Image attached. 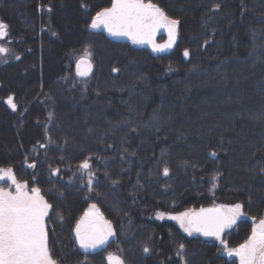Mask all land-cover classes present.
Wrapping results in <instances>:
<instances>
[{"label":"trees","instance_id":"1","mask_svg":"<svg viewBox=\"0 0 264 264\" xmlns=\"http://www.w3.org/2000/svg\"><path fill=\"white\" fill-rule=\"evenodd\" d=\"M152 2L179 21L164 52L91 30L111 0H0L10 50L0 61V167L52 206L58 264H109L108 253L125 264H238L215 238L156 212L241 203L229 247L264 216V0ZM85 49L93 71L79 77ZM90 203L115 232L92 251L74 234Z\"/></svg>","mask_w":264,"mask_h":264},{"label":"snow or ice","instance_id":"2","mask_svg":"<svg viewBox=\"0 0 264 264\" xmlns=\"http://www.w3.org/2000/svg\"><path fill=\"white\" fill-rule=\"evenodd\" d=\"M178 24V20L169 18L152 0H111L110 7L96 12L90 27L103 28L113 36L129 37L133 43L152 44L154 51H160L172 47ZM161 28L166 29L169 40L158 45L153 38ZM7 35L8 26L0 21V39ZM9 51V48L0 46V55H7ZM88 56L90 53L85 49V57ZM183 56H189L188 50L183 52ZM85 57L77 61L76 73L80 77L88 76L92 69L91 61ZM6 103L13 110L17 107L12 96L8 97ZM210 155L215 156V153ZM80 168L90 169L88 159L81 163ZM261 171L264 172V169ZM163 174H169L167 167H164ZM88 175L91 186L93 174L89 171ZM0 181L9 182V188L0 187V264H58L48 245L45 224L52 206L41 195L40 188L29 189L27 182L17 179L11 167L0 168ZM157 215L162 219L165 214ZM244 215V206L236 203L213 205L198 211L188 210L169 216V219L178 221L189 235L200 233L204 237L215 238L227 256L239 258V264H264V219L259 220L252 228L251 235L239 246L229 247L224 239L226 231ZM75 233L80 247L85 250L101 247L108 242L109 237L115 235L111 222L103 218L95 204L76 224ZM183 249L184 245L181 244L180 250ZM144 251L147 253L149 249L145 248ZM107 260L109 264H125L123 259L113 253H108Z\"/></svg>","mask_w":264,"mask_h":264},{"label":"rangeland","instance_id":"3","mask_svg":"<svg viewBox=\"0 0 264 264\" xmlns=\"http://www.w3.org/2000/svg\"><path fill=\"white\" fill-rule=\"evenodd\" d=\"M145 2H148V1H145ZM90 24H91V22H90ZM90 24H89V28L91 29V30H100V29H102V28H99V29H92L91 27H90ZM3 39V38H2ZM0 41H1V39H0ZM129 41H130V43L133 45V46H139V43H133V41L131 40V39H129ZM0 46H3V45H0ZM6 57V55H0V61L2 60V59H4ZM83 57H85V56H83ZM82 58V57H81ZM80 58V59H81ZM86 59H89V58H87V57H85ZM79 59V60H80ZM90 60V59H89ZM0 168H8V167H0ZM21 182V181H20ZM0 187H4V188H9V182H7V181H0ZM29 189H31V188H29ZM13 191H14V188L12 189ZM238 203V202H237ZM93 204H95V203H90L88 206H87V208L85 209V211H84V213H83V215L81 216V218L82 217H84L85 216V213H87V212H89L90 211V207H91V205H93ZM232 204H236V203H232ZM232 204H224V205H232ZM96 205V204H95ZM220 205V204H219ZM96 208L97 209H99L97 206H96ZM188 210H192V209H185V210H183V211H180V212H164V211H157L156 212V217L157 218H159L158 217V215H157V213H164L165 215H164V217L163 218H167V219H169V216H172V215H178L179 213H182V212H185V211H188ZM198 211V210H197ZM99 212H100V210H99ZM101 213V212H100ZM243 217V216H242ZM242 217H240V218H242ZM81 218L79 219V221L81 220ZM104 218V217H103ZM239 218V219H240ZM105 219V218H104ZM262 219H264V216L262 217ZM45 220H46V218H45ZM106 220V219H105ZM171 220V219H170ZM78 221V222H79ZM172 221H174L179 227H180V224H179V222L178 221H175V220H172ZM77 222V223H78ZM258 222H259V220L258 221H256L254 224H253V227H255V225L256 224H258ZM45 224H46V221H45ZM76 227V226H75ZM252 227V228H253ZM180 229L183 231V232H185L181 227H180ZM186 234H188L187 232H185ZM74 234H75V237H76V233H75V230H74ZM189 235V234H188ZM191 235H193V233L191 234ZM114 236H112V237H109V240L110 239H112ZM108 240V241H109ZM76 241H77V244L79 245V247H80V244H79V241L77 240V238H76ZM218 241V240H217ZM219 242V241H218ZM106 245V244H105ZM105 245H102L101 247H98V248H96V249H100V248H102V247H104ZM237 246H239V245H237ZM237 246H234V247H237ZM81 248V247H80ZM81 249H83V248H81ZM96 249H88L89 251H92V250H96ZM83 250H85V249H83ZM224 254H226L225 252H224ZM115 255V254H114ZM227 255V254H226ZM107 256H108V254L106 255V261L108 262V260H107ZM236 258V260H237V262H238V264H239V258L238 257H235ZM109 263V262H108Z\"/></svg>","mask_w":264,"mask_h":264},{"label":"water","instance_id":"4","mask_svg":"<svg viewBox=\"0 0 264 264\" xmlns=\"http://www.w3.org/2000/svg\"><path fill=\"white\" fill-rule=\"evenodd\" d=\"M102 30H104L105 31V33L110 37V38H112V39H114V40H118V41H125V40H129L130 38L129 37H126V36H113V35H110L105 29H103L102 28ZM161 33H165L166 35H167V37H166V39L163 41V42H157V40H156V37H157V35H159V34H161ZM154 43L155 44H165V43H167L168 42V40H169V37H168V33H167V31H166V29H163V28H161V29H159L157 32H156V34H155V36H154ZM175 41H176V38H175ZM175 43V42H174ZM174 43H173V45H174ZM139 44H141V45H143V46H146V47H148V48H150L152 51H154L153 50V47H152V44H149V43H139ZM169 48H167V49H163V50H160V51H154V52H164V51H166V50H168ZM92 64V63H91ZM76 65H77V63H76ZM76 65H75V72H76ZM83 67V66H82ZM92 71H93V64H92V69H91V72L89 73V75L92 73ZM77 74V73H76ZM88 75V76H89ZM78 76V75H77ZM80 77V76H79ZM87 77V76H86ZM209 208V207H208ZM196 234H198V235H201V236H203L202 234H200V233H196Z\"/></svg>","mask_w":264,"mask_h":264}]
</instances>
